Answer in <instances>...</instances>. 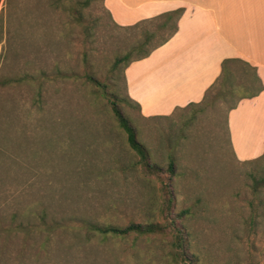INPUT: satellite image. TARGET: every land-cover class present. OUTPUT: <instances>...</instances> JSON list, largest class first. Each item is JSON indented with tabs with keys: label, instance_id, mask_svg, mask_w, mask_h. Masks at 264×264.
I'll use <instances>...</instances> for the list:
<instances>
[{
	"label": "rangeland",
	"instance_id": "1",
	"mask_svg": "<svg viewBox=\"0 0 264 264\" xmlns=\"http://www.w3.org/2000/svg\"><path fill=\"white\" fill-rule=\"evenodd\" d=\"M159 23L121 28L103 0H0V264H182L172 232L92 227L167 219L160 180L102 90L119 98L152 164L175 162L171 217L192 264H264V192L253 188L264 158L236 160L231 101L213 88L198 107L144 119L127 99L115 62Z\"/></svg>",
	"mask_w": 264,
	"mask_h": 264
},
{
	"label": "crops",
	"instance_id": "2",
	"mask_svg": "<svg viewBox=\"0 0 264 264\" xmlns=\"http://www.w3.org/2000/svg\"><path fill=\"white\" fill-rule=\"evenodd\" d=\"M103 1L120 27L184 10L176 35L125 70L127 94L140 106L142 118H169L201 104L227 59L256 68L264 84V0ZM228 128L236 160L245 163L264 156V91L229 112Z\"/></svg>",
	"mask_w": 264,
	"mask_h": 264
},
{
	"label": "trees",
	"instance_id": "3",
	"mask_svg": "<svg viewBox=\"0 0 264 264\" xmlns=\"http://www.w3.org/2000/svg\"><path fill=\"white\" fill-rule=\"evenodd\" d=\"M66 5L68 6H63L62 4L64 10L66 9L68 11H71L75 9L72 4L70 5L67 3ZM183 14H184V10L180 9L162 14L150 20L142 21L136 24L135 26L121 27L128 30H135V29H139L140 27L146 24L160 22L157 25L155 31L152 32L146 31L144 33L143 37L139 39V41L133 48V51H130L124 56L118 58L115 62V66L117 67L120 63L125 62V70H126L131 63L148 58L154 51L162 47L172 37L176 35V33L179 30L178 23L181 17L183 16ZM165 30H169V33L166 36H163L161 39H158V35H160ZM134 52L137 53L138 55L137 58H132ZM90 80L94 82V84L102 88V86L96 79L91 77ZM213 88L218 89L220 93V97L222 99L231 101L229 111H232L238 107L239 103L242 100L252 99L259 96L264 91V84L261 78L259 77L256 68L252 67L250 64L240 59H227L222 64V74L218 79V81L216 82V84L213 86ZM102 93L108 98L112 111L119 126L127 135L128 145L139 157V162L142 165L145 174L148 176H156L160 180L162 184V190L165 194L164 209L166 212L167 219L164 225L131 224L127 227L121 228L114 225L104 226V225L95 224L94 226H92L93 229L99 232L101 235H105V236L111 235L115 237H126L130 234H137L140 236L166 235L172 232L176 236V243L178 247V256L180 262L182 264H192V259L189 258L186 254L183 231L180 227L176 225V222L171 217V210L173 208L175 201L174 191L172 187V181L176 174V165L174 164L175 162H172L170 164V167L167 171L163 170L157 165L152 164L150 152L146 148V146L139 141L138 131L136 127L131 123V121L125 116L122 108L120 107L119 98L116 95L112 97L103 90ZM207 96L205 100L207 99ZM127 99L131 104H133L138 109H140V106L135 102H133L129 98L128 94H127ZM199 105L200 104H192L187 108L198 107ZM263 158L264 156L261 157L260 159ZM253 188L256 193L264 192V177L260 179H255L253 183Z\"/></svg>",
	"mask_w": 264,
	"mask_h": 264
},
{
	"label": "bare ground",
	"instance_id": "4",
	"mask_svg": "<svg viewBox=\"0 0 264 264\" xmlns=\"http://www.w3.org/2000/svg\"><path fill=\"white\" fill-rule=\"evenodd\" d=\"M240 124H241V123H240ZM246 125H247V124H246ZM250 126H251V125H250ZM250 126H249V127H250ZM246 132H247V131H246ZM244 135L246 136L247 134L244 133ZM252 137H253V136H252Z\"/></svg>",
	"mask_w": 264,
	"mask_h": 264
}]
</instances>
